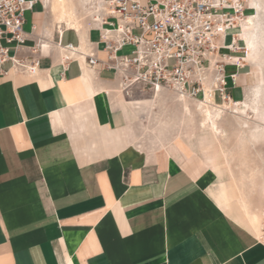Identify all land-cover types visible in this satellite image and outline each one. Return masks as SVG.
<instances>
[{
  "label": "crops",
  "instance_id": "1",
  "mask_svg": "<svg viewBox=\"0 0 264 264\" xmlns=\"http://www.w3.org/2000/svg\"><path fill=\"white\" fill-rule=\"evenodd\" d=\"M27 12L24 53L38 65L0 72V264H264V195L255 214L233 199L215 137L199 136L204 163L141 141L128 108L163 91L127 100L138 85L122 90L104 68L98 21L52 27L38 0ZM239 58L225 65L230 97Z\"/></svg>",
  "mask_w": 264,
  "mask_h": 264
},
{
  "label": "built area",
  "instance_id": "2",
  "mask_svg": "<svg viewBox=\"0 0 264 264\" xmlns=\"http://www.w3.org/2000/svg\"><path fill=\"white\" fill-rule=\"evenodd\" d=\"M35 4L0 0V72L6 71L7 62L28 73L37 67L38 59L24 53L23 29L25 12ZM243 16L241 1L105 0V8L94 18L104 26L100 38L107 58L101 62L119 73L118 84L125 91L141 85L152 92L204 99L210 87L215 96L229 101L227 83L235 81V73H225L226 57L240 51L229 31ZM228 35L232 42L226 44ZM124 46H131L129 54L119 53ZM65 48L73 50L70 43ZM84 57L89 66L98 62L93 52Z\"/></svg>",
  "mask_w": 264,
  "mask_h": 264
},
{
  "label": "rangeland",
  "instance_id": "3",
  "mask_svg": "<svg viewBox=\"0 0 264 264\" xmlns=\"http://www.w3.org/2000/svg\"><path fill=\"white\" fill-rule=\"evenodd\" d=\"M243 1L244 15L255 16L252 20L251 35L258 44L256 54L251 60H238L244 64L241 75L245 76V80L238 84L231 95L234 103H222L216 96L215 101L206 105L210 107L211 116L215 114V110L220 111L218 118L212 116L216 122L214 126L211 123L204 124V114L194 104H189V111L183 110L182 104L176 100L177 96L171 91H163L150 108L136 111L128 108V112L137 117L141 141L150 140L159 146L175 149H191L202 163L204 159L199 136L204 129L210 132L220 150L221 179L232 189L233 199L253 207L252 212L255 214L258 212L256 203L260 195H264L261 188L264 181V0ZM38 3L52 27L61 25L55 19L51 0H45L43 5L41 0H38ZM64 4L70 13V20L80 27L94 21L98 11L104 9L105 0H65ZM25 17L27 22L24 28H27L33 16L27 12ZM61 26L68 27L63 23ZM241 26L239 32L242 30ZM237 44L240 48L239 43ZM125 52L126 48L121 51ZM234 55L241 58L246 56L241 50L232 53V57ZM230 70L229 67L225 68V73ZM126 98L132 101L152 99L154 92L139 85L127 94ZM178 141L184 146L177 145Z\"/></svg>",
  "mask_w": 264,
  "mask_h": 264
},
{
  "label": "bare ground",
  "instance_id": "4",
  "mask_svg": "<svg viewBox=\"0 0 264 264\" xmlns=\"http://www.w3.org/2000/svg\"><path fill=\"white\" fill-rule=\"evenodd\" d=\"M43 1L45 3V0H43ZM231 1H233L234 3L239 2V1L244 2L243 0H231ZM64 3H65V0H51V8H52L53 12L55 13V19L61 25H62V23L67 24L68 28H79L74 22H72L70 20L71 19L70 13L66 9ZM245 17H246V15H244L241 19H239L238 23L232 28V30L234 32L235 42L239 43V45H240V48L239 47L238 48L241 51L245 52V54H246V56H244L243 58H241V59L239 58L238 59L239 61H248V60L253 59L255 54H256V52H255L256 47L258 45L255 38L251 35L252 20L255 16H247L246 18ZM61 25H58L60 29H61ZM240 26L242 27V30L240 29L241 31L239 32ZM224 39H225L226 44H229L232 42V36H230V35L226 36ZM231 57H232V54L227 56L226 60L228 61ZM156 92H160V91H156ZM156 92H154V93H156ZM175 95L177 96L176 100H178L182 104L183 110L189 111L190 110L189 104L190 103L194 104L195 107L201 113L204 114V124L211 123L214 126L215 121L213 120L212 116H214L215 118H218L220 115V111L215 110V114L211 116L210 107L206 106V105H209L210 102L215 101V99H216V96H215L214 92L210 90V87L206 88L204 99H192V98L187 97L186 95L181 94V93H175ZM188 99H190V100H188ZM191 100L195 101V102L192 103V102H190ZM220 102L227 103V104H233L234 103L231 99L229 101L221 100Z\"/></svg>",
  "mask_w": 264,
  "mask_h": 264
}]
</instances>
